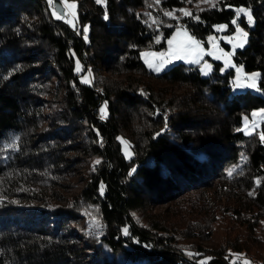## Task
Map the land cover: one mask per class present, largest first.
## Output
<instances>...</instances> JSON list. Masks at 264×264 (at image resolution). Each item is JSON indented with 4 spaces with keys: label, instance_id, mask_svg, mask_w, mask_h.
<instances>
[{
    "label": "trees",
    "instance_id": "1",
    "mask_svg": "<svg viewBox=\"0 0 264 264\" xmlns=\"http://www.w3.org/2000/svg\"><path fill=\"white\" fill-rule=\"evenodd\" d=\"M186 1L75 0L72 28L46 0H0V264H264V227L253 235L264 219V118L258 132L239 128L242 113L264 108V0L165 15ZM237 5L253 24L232 59L258 72L260 93H231L233 68L213 58L208 75L180 61L152 73L140 60L176 22L197 39L215 23L230 28ZM210 186L211 210L178 220L176 201ZM160 204L164 214L151 212ZM217 210L243 242L213 240Z\"/></svg>",
    "mask_w": 264,
    "mask_h": 264
},
{
    "label": "rangeland",
    "instance_id": "2",
    "mask_svg": "<svg viewBox=\"0 0 264 264\" xmlns=\"http://www.w3.org/2000/svg\"><path fill=\"white\" fill-rule=\"evenodd\" d=\"M59 1V3L62 6L63 9V13L62 14H57L52 7V3H49V0H46L47 2V6L49 7V11L51 13V15L53 17H57L59 16L65 23H67L70 27H76V23H75V9H69L67 7H65V0H57ZM212 0H208V2H205V0H190V1H186V3L177 9H173L172 11H170L172 13V16L177 17L178 15L181 14V9H184L185 11H188V9L190 8V5H208L211 3ZM53 2V0H52ZM66 2L68 4H75L76 2L75 0H66ZM248 8L245 7L243 5H237V6H231V8L234 11L233 16L230 19V28L228 27V24L226 22H219V23H215L212 25V32L208 33L207 35L204 36L203 39H197L195 38L197 41L200 42L201 48L203 49V55L200 58V62L199 63H189L188 60L185 59H180V60H176L175 58L172 59L171 63H167L164 64L163 67L160 68V71H162L163 69L167 68L170 64L174 63V62H182L184 64H188V65H192L194 67L197 68L198 72L200 75H208L211 71V62L209 58H213L215 60H219L221 61V66L219 71H223L225 69H227L228 67H232L233 68V73L232 76L230 78L229 84H230V92L234 93V92H238L244 89H247L249 91L255 92V93H260L256 85V79L257 76L255 77V87H247V85L249 83H251V81H249V77L252 76V74L257 73L258 72L256 70H252V71H243L241 66L238 64H235L233 59H232V55L234 53V50L236 48L239 47H233L234 44H237L239 41L237 39L238 37V33H237V24H233L232 21L234 19H237V13H236V9L237 8ZM55 12V15H53V13ZM74 13V14H73ZM241 20L245 23L242 24ZM238 25L239 27L247 32V27H249L250 25L248 24L247 18L241 14L240 18L238 19ZM220 26H224L222 29ZM86 25L83 26V31L85 29ZM177 29H180L181 31H187L186 29L182 28V26L176 22L169 35L165 37L164 39V45L158 49H153V48H141L139 51V58L140 60L143 62V64L145 65V67L151 71L152 73H158L160 71H156L155 67L160 63V61H154L153 62V66L150 67L149 63L146 62V60L151 61L152 57H146L145 53H167L169 51L170 45L168 43L169 40H171L174 36V34L177 32ZM229 29V30H228ZM187 33L192 36L188 31ZM194 37V36H193ZM209 37H212V39L210 40ZM222 50V52H221ZM208 53H212L211 55H209ZM223 54H231L229 56H227V60H228V65H225V56ZM220 56V59H217L216 57ZM207 64L210 66V70H205L202 71V68L204 67V65ZM237 69H240V71L238 72ZM237 85H241L240 87H238ZM103 109V112H102ZM261 113L264 112V108L262 107H252L250 109H248V111L244 112L241 114V124L239 126L240 130L243 131L244 133H251V132H258L259 129V125L261 120L264 118V115H256L254 116L253 113ZM106 113V108L104 103H101L98 107V115L100 118L104 117ZM120 146H121V151L123 153V155L125 157H129L131 152L129 147L127 146V144L125 143V141L121 140L120 141ZM215 188V186H210L208 188H202V189H197L193 192H189L186 193L185 197L177 200L176 205L179 206L181 208V210L179 211V215H177V219L178 220H186V219H192L193 216L195 215H199L196 214L199 211H210L211 207L213 206L212 201L216 199L213 198V196L215 194H213V189ZM75 191V190H74ZM224 198H222L223 200ZM210 200V201H209ZM167 206V204H160V205H156L154 207L151 208V212L156 213L157 215L160 214H164L165 212L161 211L163 209H165ZM200 207V209H198ZM195 209V210H194ZM169 212V211H168ZM216 214L213 216V222L211 223V237L214 238L213 240H215V242H217V240H222V236L223 233H227L230 236L234 237L236 235V237L239 239L237 242L241 243L243 242L242 239L244 237H247V234L245 233V231L243 230L242 227L239 226H232V222L231 220L228 218L227 214L224 212H221L219 210L215 211ZM167 213V212H166ZM195 214V215H194ZM201 214V213H200ZM182 223V221H181ZM258 224L259 226L256 227V232L253 234L254 236L256 235V233H260L262 235V228L264 227V219H260L258 220ZM259 236V235H256ZM258 238V237H256ZM259 239V238H258ZM204 243V244H203ZM202 242L201 245H206L209 244ZM247 245V251L254 254V255H259V249L257 250L256 247H254L253 245L250 244H246Z\"/></svg>",
    "mask_w": 264,
    "mask_h": 264
},
{
    "label": "snow or ice",
    "instance_id": "3",
    "mask_svg": "<svg viewBox=\"0 0 264 264\" xmlns=\"http://www.w3.org/2000/svg\"><path fill=\"white\" fill-rule=\"evenodd\" d=\"M97 3H101L102 0H96ZM158 2V0H157ZM205 2H208V0H205ZM49 3H52V0H49ZM214 6V5H213ZM65 7L69 8V9H74L76 7L75 4H68L65 0ZM181 13L185 16H190L191 13L188 11H185L184 9L180 10ZM236 13H237V19H234L232 21L233 24H237V33L239 34L237 39H238V43L234 44L233 47H243L244 44L247 42V36L248 33L243 31L239 25H238V19L240 18L241 14H243L248 21V24L251 26L253 24V16L251 13V10L249 8H237L236 9ZM74 14V13H73ZM53 15H55V12L53 13ZM165 15L171 16L172 13L171 12H167L165 13ZM57 19H59L60 17L57 16ZM104 19L107 20L109 19L107 13L104 16ZM221 29L224 26H220ZM85 32V39H87V27H85L84 29ZM209 39L211 40L212 37H209ZM170 48L169 51L167 53H145L143 55H145L146 57H152V60H146L147 63H149V66L152 67L153 66V62L154 61H160V63L155 67L156 71H160V68L164 66V64L167 63H171L172 59L175 58L176 60H180V59H185L188 60L189 63H199L200 62V58L203 55V49L201 48L200 42L197 41L195 39V37L190 36L187 31H181L180 29H177V32L174 34L173 38L171 40L168 41ZM222 52V50H221ZM209 55H211L212 53H208ZM225 56V58L231 54H223ZM217 59H220V56L216 57ZM225 65H228V60L227 58L225 59ZM205 70H210V66L205 64L204 67L202 68V71ZM237 71L239 72L240 69H237ZM259 74L254 73L252 74V76H250L248 79L249 81H251V83H249L247 85V87H255V77L258 76ZM85 83H87V79H85L84 81ZM238 87H240L241 85H237ZM259 90V89H257ZM103 112V109H102ZM254 116L256 115H264V112L261 113H253ZM261 140L264 141V134L261 135ZM100 161L97 160L95 161V164H99ZM232 172L229 171V175H231ZM103 190V185H101V192ZM249 195H253V193H249ZM125 235H127V229L124 230ZM244 264H249V262L245 261Z\"/></svg>",
    "mask_w": 264,
    "mask_h": 264
},
{
    "label": "water",
    "instance_id": "4",
    "mask_svg": "<svg viewBox=\"0 0 264 264\" xmlns=\"http://www.w3.org/2000/svg\"><path fill=\"white\" fill-rule=\"evenodd\" d=\"M52 7H53V10H54L57 14H62V13H63V9H62V6H61V4L59 3V1H57V0H53V2H52Z\"/></svg>",
    "mask_w": 264,
    "mask_h": 264
}]
</instances>
